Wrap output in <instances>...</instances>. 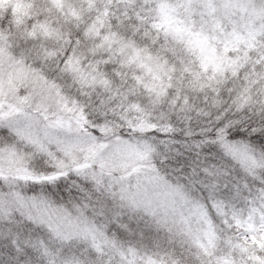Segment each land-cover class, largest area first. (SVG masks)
I'll return each mask as SVG.
<instances>
[{
    "label": "snow or ice",
    "instance_id": "obj_1",
    "mask_svg": "<svg viewBox=\"0 0 264 264\" xmlns=\"http://www.w3.org/2000/svg\"><path fill=\"white\" fill-rule=\"evenodd\" d=\"M0 237L11 264H264V0H0Z\"/></svg>",
    "mask_w": 264,
    "mask_h": 264
},
{
    "label": "rangeland",
    "instance_id": "obj_2",
    "mask_svg": "<svg viewBox=\"0 0 264 264\" xmlns=\"http://www.w3.org/2000/svg\"><path fill=\"white\" fill-rule=\"evenodd\" d=\"M142 194L144 196H146L147 198H150L151 200H153V202L164 199L163 189L160 187L152 186V185L147 186ZM134 217L139 218L141 221L145 222V225L137 224V223H135L134 220L132 221V219ZM125 219H127V222H125ZM122 220H123L124 224H130L131 229L133 230V234L125 237V239H129V240H132L134 242L135 241H141V239H142L143 244L147 245L149 248L152 247L154 239H159L165 247H175L178 252L181 250V246H180L178 240H176L172 244H169V242L167 240V233L166 232H164V231L157 232L154 227H149V224H148L149 218L147 216L141 217V216H139L138 213H136L134 211L126 210L124 212ZM111 231L117 232L119 234L120 230L117 227H113L111 229ZM141 232H143V238H141V235H140ZM39 233H42L41 235H43V232H39ZM26 234L27 233H25V235ZM6 244L8 245V241L6 242ZM36 254L38 255V253H36Z\"/></svg>",
    "mask_w": 264,
    "mask_h": 264
},
{
    "label": "trees",
    "instance_id": "obj_3",
    "mask_svg": "<svg viewBox=\"0 0 264 264\" xmlns=\"http://www.w3.org/2000/svg\"><path fill=\"white\" fill-rule=\"evenodd\" d=\"M114 211H117L119 212L120 210L119 209H115ZM126 210H124L125 212ZM135 221V223L137 224H140V225H145V222L141 221L139 218H136L134 217L132 219V221ZM123 221V220H122ZM125 222H127V219H125ZM139 225V226H140ZM28 227H31V226H28ZM113 227H116V226H113ZM148 227V226H147ZM38 232V233H37ZM39 232H43L42 229L40 228H36L33 232H32V235L35 236L36 234H42V233H39ZM25 233H27V230H25ZM27 235V234H26ZM8 240L7 239H4L3 237H0V264H11V262L9 261V255H12L14 256L15 253L12 251V249H10L6 242ZM37 257L38 255L36 254V252H33L32 250L29 249L28 251V255L25 256V255H21L20 256V261L22 262H28L29 259L31 260L32 264H37ZM42 264V262H41Z\"/></svg>",
    "mask_w": 264,
    "mask_h": 264
}]
</instances>
